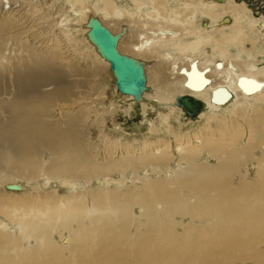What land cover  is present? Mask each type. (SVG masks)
Returning <instances> with one entry per match:
<instances>
[{
	"label": "bare ground",
	"instance_id": "obj_1",
	"mask_svg": "<svg viewBox=\"0 0 264 264\" xmlns=\"http://www.w3.org/2000/svg\"><path fill=\"white\" fill-rule=\"evenodd\" d=\"M79 1L82 32L94 54L110 66L118 102L124 105L126 97L132 103L128 114L140 103L145 112L151 105L157 121L148 122L147 129L171 138L141 144L105 133V117L112 121L113 113L94 109L107 96L106 86L99 82L100 67L93 64L89 71L82 70L84 80L76 79L81 68L58 55L64 57L65 49L60 50L62 43L56 40L41 50L15 40L20 52L6 54L5 34L11 37L18 29L17 19L0 16V92L12 93L11 98H0V112L8 114L0 121V176L28 183L45 177L73 188L96 180L110 185L107 177L114 174L135 176L124 190L100 187L62 197L23 198L0 189V215L19 225V233L10 236L4 233L8 225L0 222V264H264V21H250L254 16L248 14L256 3L132 0L139 9L156 10L139 20L116 9L115 0ZM171 1L178 5L168 8ZM226 15L238 24L219 40L215 32L221 29L206 37L196 23L199 17H208L215 24ZM242 20L255 38L241 29ZM95 21L118 39L120 54L142 67L146 82L140 92L120 89L118 73L92 37ZM22 31L26 34L18 33ZM192 36L199 37L185 41ZM248 41L250 50L245 47ZM206 43L213 46L212 54L203 51ZM232 43L239 47L237 54L230 50ZM72 47L81 56L80 65L94 63L84 46ZM170 47L179 52L166 51ZM6 73L11 75L10 84L3 83ZM199 78L204 85L192 87L191 80L197 85ZM182 95L201 101L196 116L178 104ZM57 108L61 121L54 119ZM206 110L211 114L194 134H181L169 124L176 113L182 123L185 115L199 120ZM91 127L100 129L94 144L89 141ZM135 130L142 127L136 124ZM141 172L149 176L142 177ZM25 200L31 203L25 205Z\"/></svg>",
	"mask_w": 264,
	"mask_h": 264
},
{
	"label": "rangeland",
	"instance_id": "obj_2",
	"mask_svg": "<svg viewBox=\"0 0 264 264\" xmlns=\"http://www.w3.org/2000/svg\"><path fill=\"white\" fill-rule=\"evenodd\" d=\"M88 1H90V0H87V2L86 1L85 2L89 3V4L95 3L94 0H91V2H88ZM245 1H248V2L251 1V2L256 3V4H251L252 6H255L254 10L252 9L250 4L248 5L249 8L252 9L251 12L248 13V14H250L249 15L250 18L252 16H254L253 18H251L250 21H254V20L258 21L260 19H262L264 21V15H263L264 7L261 5L262 2L264 3V0H245ZM136 5L137 4L133 3L132 0H130V1L129 0H121V1L115 0L114 7L116 9H119V10L121 9L124 12V15H126L127 14L126 12H128V11L133 13L134 18H137L139 20H140V18L142 20V16L144 14H154L155 13L154 11H156L151 6H149V7L143 6L139 9L138 5L137 6ZM174 5H178V3L171 1V2H169L168 8H170L171 6H174ZM82 8L83 7L80 5L79 0H59V1L58 0H1L0 1V16L1 17H4V16L9 17L8 15L15 16V18L17 19L16 20V23H17L16 27H18V29L12 30V36L11 37H9L8 32L5 34V36L8 38V42H7L8 46L6 49L7 50L6 54H10V55L17 54V51H19L18 48H20L19 44H24L25 42L28 44V46L33 47L35 50L43 49L45 47V44H46V46H52L55 44V40H56V43L57 42L62 43V47L60 48V50L65 49L64 50L65 55L63 57V54L60 52H58V55H60V57L62 59L67 58L66 61H70L72 64H76V65H78L79 68H81L79 70L80 73L78 71L79 74H77V72H76V74L78 76V77L75 76L76 79L84 80L86 78V76L83 73L84 71H82V70L89 71V69H87V68H90V69L93 68V64H94V67H100V69L102 70L101 74H100L101 80L99 82H100V84L106 86L105 87L106 88L105 93L107 96L103 102L96 104L94 106V109L99 110V111L106 110L107 112L110 111L113 113V118H112L113 120L112 121L108 117H105L106 122H107V125L105 126L106 127L105 133L109 134L113 138L114 137H116V138L121 137L123 139L126 138V139H128V141L130 143H133L134 141H139L141 144H143V142L147 139L155 140L157 138H168V139L171 138L170 135L167 134L166 132L157 133L158 135H155V134L149 132V130L147 129V124H149L148 122H150V121L156 122L157 121V114L152 109L151 105L146 106L147 112H145L143 104L140 103L134 107L131 114H128V107L132 103H130V101L127 100L126 97H123V96L122 97L124 98L123 100H124L125 104H127V105L129 104V105L127 106L124 104L125 105L124 106L122 104V102H118L119 93H118V89L115 85L114 79L110 75V73H111L110 66H108L109 68L107 66H104V62L100 61V59H101V58H99L100 56H97L94 54V48L92 49V46L86 41V38L82 32V31H84L83 30L84 19H83V9ZM262 10H263V13L261 12ZM248 14H247V16H248ZM260 14L263 17H260L261 16ZM248 17H246V19ZM196 23L199 25L198 27L200 28V30L203 29L206 32V34H205L206 37L209 36L210 34H212L213 30L216 28L219 30L220 29L223 30V31L220 30L221 32L219 31L218 33L215 32L216 40H219V39H222L223 33H227V34L231 35L233 33L234 26L236 25L237 22L236 23L234 22L233 16L226 15V16L222 17L215 24H212V21L208 17H199L198 20L196 21ZM240 23L241 24H239V25L241 26V29H243L245 33H248L251 36V38H255L257 36V34H255L256 36L253 35V32H252L253 30H251V28L248 26V22L246 20L245 21L242 20V21H240ZM224 27H226V28H224ZM227 28H228V30H227ZM21 30H25L24 32H26V34L22 35L23 31L18 33V31H21ZM249 30H251V31H249ZM195 37L194 36H192L191 38L188 37V39L186 37L185 41L193 40V42H194V41H196L197 37H199V36H197L196 38ZM259 38L262 41L264 39L262 36H260ZM15 40H17L18 43L19 42L20 43L19 44L16 43ZM73 41L76 45H79L80 47L84 46L82 48V50L84 49L85 55L93 57L94 63L89 61L91 64L84 65L83 62L81 65L79 64V61H82L80 59L81 56L75 52L76 48L72 47V45H75L73 43ZM261 43L262 42H259V44L257 45V46H259V48L257 47L258 50L260 49L259 52H262L261 51L262 50V48H261L262 44ZM251 44L252 43L250 41L245 43V47L247 48V50H250L252 48ZM88 46H89V48H87ZM202 46H203V51H205L207 54H209V53L212 54L214 52L211 49L213 47L212 45H207V43H206L205 47H204V45H202ZM85 47L87 50H85ZM229 47H230V50L233 54L238 53L239 47L236 43L230 44ZM235 47H237V49H235ZM172 48L173 47L167 48L166 51L172 52L173 54H177L179 52L178 49H175V48L172 49ZM88 49H89V51H88ZM240 49H242V48H240ZM259 52H254V55H255V53L257 54ZM22 54H23L22 52L19 53V55H22ZM95 57H98V58H96L97 60H95ZM4 61H5L4 63H7L6 60H4ZM71 74L75 75L74 72H72ZM10 77H11V75L6 73V75L3 77V79H4L3 83L4 84H6V83L10 84V82H9V81H11ZM73 79H74V77H69V80H73ZM85 84L86 83L83 84L82 90L87 89L88 86ZM9 94H12V93L11 92L7 93L5 90H3L0 92V98H3V99L11 98V95H9ZM121 108H122V110H121ZM230 109L231 108H229L228 110H230ZM120 111H122V112H120ZM55 113H56V115H55L54 119L61 121L60 120L61 119L60 109L57 108L55 110ZM225 113H227V112L226 111H220L218 114L225 115ZM210 114H211V112L206 110V113L204 114V116H202V118L199 120L190 119L188 116L185 115L184 121H182V123H180L177 120L178 119L177 115L179 116V114L176 113V115H172L168 121H169V124L172 125V127L174 128L175 131H178L181 134H190L191 135V134L196 133L201 128V126L205 125ZM7 117H8V114L3 116L0 112V121H5V119ZM189 119L192 122H190ZM159 122L160 121H158L157 124ZM136 124L138 126L142 127V130H141L142 133H141V131L135 130ZM119 127L123 128V131L121 129L118 130ZM158 128H159V130L163 129L161 124H158ZM89 132L91 133L89 141L92 144L96 143L98 141L100 129L91 127V131H89ZM45 160H47L46 157H45ZM213 160L214 159L210 160L211 164L215 163V162H213ZM201 161H205L203 156H202ZM176 163L172 166L174 170L178 169ZM130 174H131V176H130ZM143 174L149 176L148 172H141L142 177L144 176ZM0 177H1V180L3 182V184L0 185L1 190H3L4 192H6L8 194L9 193H15L16 196H18V197L26 198L29 196H37L39 194H51L53 196L55 195V196H60V197L69 196L72 193L78 194V193H84V192H87L90 190L95 191V190L100 189V187H101V189L102 188L103 189L109 188L110 190H113V189H119V190L123 189L124 190L126 187L132 186V181H133L135 176L133 173H128L126 175V177L124 178L122 175L114 174L110 177H107V179H111L110 185L103 184L102 183L103 180L102 181L96 180V181H93L91 184L83 183L82 185H80L79 187H76V188H73L72 186H69V185L63 183L60 180H57V179L47 180L45 177H41L36 182H32V183H28L26 180H21V179L18 180L15 178L10 180V178H9V176H7V174H5V175L3 174ZM97 181H100V183H102V185L100 186L99 182H97ZM114 181H124V183L121 184V183H116ZM5 182L7 184H4ZM23 203L26 205V204H30L31 202L28 200H25ZM139 211H140L139 209H136L137 214H140ZM0 222L8 225L7 231L4 232L5 234L13 236L12 234H14V233L18 234L19 233L18 232L19 231V225H17V224L15 225L14 223H11L10 221H8L5 217H3L1 215H0ZM55 239L60 240L59 236H57V235L55 236ZM31 244L34 245V243H31ZM28 245L29 244H27V247H28Z\"/></svg>",
	"mask_w": 264,
	"mask_h": 264
},
{
	"label": "water",
	"instance_id": "obj_3",
	"mask_svg": "<svg viewBox=\"0 0 264 264\" xmlns=\"http://www.w3.org/2000/svg\"><path fill=\"white\" fill-rule=\"evenodd\" d=\"M92 37L99 45V49L107 55L111 62L112 68L118 73V85L122 91L127 93H138L145 86L146 77L142 67L134 59L122 55L116 49L118 39L98 21L92 26ZM197 78V74H195ZM192 87L200 88L204 85V79L191 84ZM178 104L184 107L187 112L196 116L202 108V103L190 95H182L178 98Z\"/></svg>",
	"mask_w": 264,
	"mask_h": 264
},
{
	"label": "flooded vegetation",
	"instance_id": "obj_4",
	"mask_svg": "<svg viewBox=\"0 0 264 264\" xmlns=\"http://www.w3.org/2000/svg\"><path fill=\"white\" fill-rule=\"evenodd\" d=\"M251 2V1H250Z\"/></svg>",
	"mask_w": 264,
	"mask_h": 264
}]
</instances>
